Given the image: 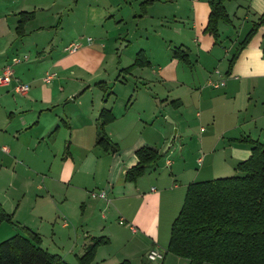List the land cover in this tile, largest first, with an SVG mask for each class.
Masks as SVG:
<instances>
[{"label":"crops","instance_id":"1","mask_svg":"<svg viewBox=\"0 0 264 264\" xmlns=\"http://www.w3.org/2000/svg\"><path fill=\"white\" fill-rule=\"evenodd\" d=\"M210 1L85 0L80 21L83 26L92 27L94 37L86 36L88 32L82 35L74 33L56 60H47L53 49V39L48 40L47 28L53 25L46 23L55 17L53 12L47 13V18L37 17L36 8L41 0H9L10 4L0 5V70L6 65L12 66L16 80L10 86L0 87V197L6 200L20 198L11 211L12 218L28 207L36 226L23 224L39 235L42 249L48 238L52 244L57 242L69 248L68 253L78 260L92 238H105L107 244L97 248L93 262L143 264L151 250H167L170 228L182 207L186 186L194 182L192 179L189 183H182V180L207 173L214 174L210 178H218L215 167L198 170L195 175L186 174L183 161L181 166L171 162L169 172H159L157 176L149 171L150 165L135 182L125 180L126 172L138 163V150L145 146L155 149L159 141L164 142L169 137L167 130H148L152 129L149 119L156 107L155 101L159 106L163 105L158 99L161 92L154 93L156 83L153 84L150 78L162 82L160 85L174 87L173 94L172 88L165 92L163 101L168 107H177L174 110L177 114L179 110L188 114L194 104L205 105L212 126L220 119L222 125L229 126V130H241L243 123L249 127L246 130H264V24L240 51L227 74L229 59L238 44L264 14V0L225 2L230 23H220L217 40L205 32ZM47 2L54 6L56 1ZM143 3L146 9L144 5L145 12L140 14L139 7ZM78 6L79 2L69 5V9L66 8L70 10L68 16L78 11ZM21 14L30 15L22 32L18 33ZM146 14L157 21L161 34L158 36L153 26L147 27L144 33L146 43L126 52L130 54L127 65L118 64L114 68L118 71L123 95L117 99L114 93L119 104L114 102L109 106L104 95L97 106L92 103V106L78 112L53 114L64 100L72 102L79 92L83 95L105 85L104 79L89 77L98 78V74H93L101 67H107L104 64L107 58L105 43L125 42L120 56L132 47L127 32L111 36L110 29H106L107 20L123 24L126 19H131L138 25L148 21ZM60 24L61 19L58 20L59 27ZM151 36L157 42L151 43ZM85 37L90 38L91 43ZM78 38L83 42L81 47L69 53L66 48ZM174 49L187 55L189 73L181 68L180 63L183 62L173 58ZM140 51L145 53L150 70H134L130 76L136 83L141 82L144 76L148 83H139L143 88L132 90L134 99L120 107V102L129 93L128 81L121 77L123 72L120 71L131 66L133 56ZM23 57L26 59L20 64L13 63L14 59ZM105 68L103 73L106 77ZM47 74L54 78L45 83L43 78ZM209 79H224L225 85L213 89L206 85ZM17 83L28 85L27 93L16 94L14 86ZM202 86L210 88V91L204 92ZM102 90H106V85ZM138 103L141 112L135 113ZM103 109L110 110L114 116L104 131L111 143L117 146L115 152L105 151L96 145L98 117ZM130 111L135 114L133 125L137 127L124 130V119ZM200 115L197 111L195 116ZM138 126L142 130H136ZM230 149V159L234 158L236 164L251 155L248 145L231 146ZM197 160L204 162L202 156ZM153 182L158 185H153ZM101 190L107 191L105 199L90 197V192ZM3 204L0 202L5 211ZM173 214L176 215L172 219ZM167 220L172 221L167 230L168 239L164 242L161 230L164 227L162 223ZM45 230H49V235L44 233ZM77 247L80 249L76 250ZM55 254L61 257L60 253ZM62 255L66 258L64 249Z\"/></svg>","mask_w":264,"mask_h":264},{"label":"trees","instance_id":"2","mask_svg":"<svg viewBox=\"0 0 264 264\" xmlns=\"http://www.w3.org/2000/svg\"><path fill=\"white\" fill-rule=\"evenodd\" d=\"M234 0H211L205 32L217 40L220 23L229 24L224 3ZM146 3V2H145ZM145 3L141 7L144 8ZM30 14H21L17 31ZM264 24V14L255 22L229 59L227 74L242 49ZM140 51L137 55H141ZM173 58L189 64L186 54L173 50ZM143 55V54H142ZM149 65L146 59L137 57L134 63L123 69L127 73L135 67ZM110 110L103 109L98 117L96 145L105 151L115 152L104 128L113 122ZM239 142L250 145L251 155L236 164L239 175L187 185L182 207L171 228L167 252L184 259L187 264H264V140L241 138ZM138 163L125 174V180L135 182L145 169L154 164L159 154L145 146L136 152ZM12 223V215L0 206V224ZM23 235H14L0 243V264H66L63 259L40 247L38 234L23 227ZM105 238H92L79 264H90L98 247L106 245ZM119 264H130L123 261Z\"/></svg>","mask_w":264,"mask_h":264},{"label":"rangeland","instance_id":"3","mask_svg":"<svg viewBox=\"0 0 264 264\" xmlns=\"http://www.w3.org/2000/svg\"><path fill=\"white\" fill-rule=\"evenodd\" d=\"M55 5L54 6H49L50 2H47V0H41L40 5L38 8H36V15L38 18H47V13L50 14V12H53V16L55 17L54 20L46 23H50L48 25H53L51 28H47L48 32V40H52V54L49 56L47 60H56L59 57V52L62 50V48L67 45L68 39L76 32H79L80 35H82L84 32H88V34H85L86 36H91L94 37L91 33V28L92 27H85L83 26V22L80 21V16L81 12L83 11L84 4L83 1L85 0H55ZM76 2H79L78 6V11H76L73 15L68 16V10L69 5H74ZM2 4H10L9 0H0V5ZM48 5V6H46ZM46 6V7H45ZM68 8V9H66ZM71 9H74L71 7ZM146 9V5H145ZM139 13L144 14L145 10L143 7H139ZM147 15V20L146 22H142L138 25H135V22L132 21L131 19H126L123 24H115L113 20L108 19L106 25V29H110L111 36H117L122 34V33H128L129 39L131 43L133 44L132 47H130L125 53L120 56V53L122 51V46L125 44V42H122L121 44H115L114 41H110L107 44L105 43V49L107 52V58L105 60V67H101V69L97 70L93 75L98 74V78H94L91 75H89L90 78L93 79H104L106 83H103L106 85V90H102L104 86H97L95 89L93 88L92 91L86 92L83 95L77 94V96H74L75 99L72 102H68L69 99L64 100L58 108L53 111L54 113H58L59 115L65 113V111H74L78 112L81 111L82 109H85L88 106L93 105H98L99 100L103 98L105 95L106 100L108 101V105L110 106L112 103L119 104V102L115 101L114 93L117 94V99L122 97L121 95V90H120V83L118 81V71H114V68L118 66V64L125 66L127 65V60L130 59L129 55L126 52L129 50L135 48V47H142L140 45H144L146 43V39H144L145 36V30L148 27L150 29V26H153L155 30L161 34V28L158 26V23L156 20H152L148 17ZM61 19V24L60 27L58 25V20ZM56 26V27H55ZM119 26V27H118ZM118 28V29H117ZM151 32V30L149 31ZM153 35V33L151 32ZM114 36V37H115ZM141 36V37H139ZM86 38V37H85ZM127 38V39H128ZM87 39V38H86ZM79 43H83L80 41V39H77ZM86 41V40H85ZM152 42H157V39H154V37L151 36L150 40ZM104 46V41L102 42ZM138 43V45H136ZM173 47V44H171ZM173 49V48H172ZM171 49V50H172ZM139 53V52H138ZM137 53V54H138ZM134 55V61L137 57L139 59H146V55L144 52H142L141 55ZM36 55H33L35 57ZM181 68L186 70V73L190 72L187 64L184 65L183 63H180ZM107 69L106 72V77L104 76L103 70ZM145 70H150V66L146 65ZM140 67H135L131 70H137L139 71L141 69ZM123 72L121 77H124L125 80L128 81V90L129 93L126 95L123 101L120 102V107H124L125 104L124 102L132 101L135 97V94L132 92V90L140 88L141 84L139 83H148L146 77L143 76L144 79H141V82L136 83L134 77L130 76V73H127L125 71H120ZM136 73V72H135ZM129 75V76H128ZM134 75V72L133 74ZM121 80V78H120ZM150 80H153L152 83H156L154 93H159V98L162 100V107L159 106L156 101H155V108L153 109L152 115L150 116V125H152V129L148 130H167V134L169 135L168 138L165 139L164 142L159 141L157 147L155 149L157 150L159 154L158 160L152 164L150 167L149 171L153 172L155 176L159 172H169L170 168L165 166V160H170L171 162H176V166H181L183 164V161L185 162V167L187 169L186 174H194L199 170L205 171V170H210L211 168L215 167L217 170L216 175H218V178L222 177H230V176H235L239 175L238 172L235 170L236 166V160L234 158L230 157L232 156V152L230 147L231 146H239V145H248L247 143L239 142L238 140L241 138L245 137H250L252 139H259L262 140L264 139V130H246L249 127H246V124L243 123V127L241 130H229L228 125H222L220 122V119L216 120V123L212 126L209 122V117H208V110H206L205 105L204 107L197 106H191L193 107L191 111L187 114L183 113L179 110L178 114L174 111L177 110V107H168V105L163 101L165 98V92L171 90V93L173 94L175 92L174 87H171L172 85H160L162 82L157 81L154 77L150 78ZM149 81V80H148ZM101 84V85H103ZM205 88V89H204ZM75 89V88H74ZM193 91H195V88H192ZM202 89H204V92H209L210 88L206 86H202ZM163 90V92L161 91ZM197 91V90H196ZM195 91V92H196ZM83 96L82 98H80ZM157 99V100H158ZM241 100V99H240ZM243 101V99L241 100ZM128 103V102H127ZM238 106V105H236ZM137 109H135V113H140L141 112V105L138 103L135 105ZM124 110V108H122ZM167 111H169L167 113ZM199 112L201 115L199 117L195 116L196 112ZM114 112V111H113ZM181 114V115H180ZM134 112L130 111L128 115L124 119V124L123 128L124 130H135V125H133L134 122V117H133ZM150 115V114H149ZM244 116V115H243ZM242 117V116H241ZM240 117V120H241ZM136 124V123H135ZM201 127L203 130H200ZM136 130H142L141 128H138ZM203 140V141H202ZM205 140V142H204ZM230 144H233L229 146ZM204 153L207 155L205 156ZM204 159V162H200L197 160L198 158ZM214 159V161H213ZM188 172V173H187ZM214 174L210 175L209 173L207 174H197L193 177L190 176L186 180H182L184 183H189L190 181H203V180H210L214 178ZM193 177V178H192ZM216 178V176H215ZM217 179V178H216ZM153 185H158L156 182H153ZM180 185V182H177ZM187 187V186H186ZM20 198H15L12 200H6L2 199L0 197V202H3L5 211H9V214H12L11 211H13V207L18 203ZM178 211V210H177ZM8 213V212H6ZM176 214H173L170 218L173 219ZM117 219V218H116ZM172 220H167L166 222L162 223L164 227H162L161 233H162V241L166 242L167 241V230H169V226ZM35 227L36 226V221L32 220L31 216L28 213V207L21 209L16 216H13L12 218V223L9 222H3L0 224V243L11 238L14 235H23V230L22 228L24 227L25 224ZM39 224V223H38ZM162 225V226H163ZM47 226V225H44ZM166 226V228H165ZM164 228V229H163ZM44 233L46 235H49V230H45ZM53 241H50V239L46 238L45 241L43 242V248L46 249L49 253L55 254V253H60L61 257L65 261L66 264H79L78 260L76 257L70 253H68L69 248H64L62 245H59L56 243L52 244ZM57 245V246H55ZM64 249V253L66 255V258L63 257L62 251ZM66 249V250H65ZM80 249L77 247L76 250ZM164 254L165 258V264H186V260L181 259L179 257H176L170 253L167 252L166 248L164 250H160ZM164 260V259H163ZM149 261L144 259L143 264H163L162 262L164 261ZM93 260L90 262V264H100V263H95Z\"/></svg>","mask_w":264,"mask_h":264},{"label":"built area","instance_id":"4","mask_svg":"<svg viewBox=\"0 0 264 264\" xmlns=\"http://www.w3.org/2000/svg\"><path fill=\"white\" fill-rule=\"evenodd\" d=\"M87 42L91 43V39L88 38ZM80 47H81V43L74 42V43L70 44L66 48V50L69 53H73V52L77 51ZM25 59H26V57L16 58V59H14L13 63L14 64H20ZM53 78H54L53 75L47 74L43 78V81L45 83H48ZM13 81H16V80L14 78V73H13L12 66H10V65L4 66L0 70V87L10 86ZM206 85L211 87V88H213V89H219V88H221V87H223L225 85V80L224 79H220L218 81H214L212 79H209L207 81ZM28 90H29V86L26 85V84L17 83L14 86V92L16 94H19V95H23V94L27 93ZM165 164H166L167 167H170L171 166V161L170 160H166ZM152 190H155V188H152ZM89 195H90L91 198L105 199L107 197V191L106 190H101V191H98V192H90ZM120 223H122V220H120ZM147 258H148L149 261H152V262L162 261L163 258H164V254L159 252L158 250L153 249L147 254Z\"/></svg>","mask_w":264,"mask_h":264}]
</instances>
